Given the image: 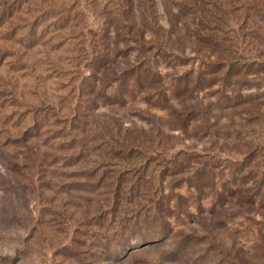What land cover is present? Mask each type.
Wrapping results in <instances>:
<instances>
[{"label":"rangeland","instance_id":"374dc122","mask_svg":"<svg viewBox=\"0 0 264 264\" xmlns=\"http://www.w3.org/2000/svg\"><path fill=\"white\" fill-rule=\"evenodd\" d=\"M0 264H264V0H0Z\"/></svg>","mask_w":264,"mask_h":264}]
</instances>
